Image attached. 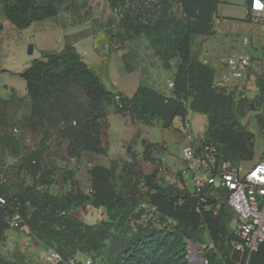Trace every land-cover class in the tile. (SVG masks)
I'll return each mask as SVG.
<instances>
[{"label": "trees", "instance_id": "1", "mask_svg": "<svg viewBox=\"0 0 264 264\" xmlns=\"http://www.w3.org/2000/svg\"><path fill=\"white\" fill-rule=\"evenodd\" d=\"M109 2L120 17L113 38L127 41L145 36L164 70L173 71L172 96L140 87L132 99L120 95L122 108H119L115 102L119 94L107 90L72 44H67L59 54L44 53L42 59L34 60L21 75L31 101L30 126L35 132H44L42 142L37 150L23 155L17 145L4 140L22 156V171L40 172L46 145L53 137L48 128L56 130L58 137L68 142L70 159L79 158L85 151L105 154L107 125L102 120L108 116L106 103L144 125L159 122L165 130L173 128L176 119L185 122L189 111L206 115L208 129L204 138L218 149L219 158L233 165L252 161L255 135L239 120L251 106L249 99L235 100L215 89L216 70L193 55L194 39L216 35L221 0ZM0 3L6 20L20 31L59 14L55 4L40 5L37 0H0ZM260 80L258 107L264 105V80ZM76 87L84 92L89 106L79 99ZM6 107L7 101H0V129L9 126ZM257 121L264 132L263 115ZM144 146L145 159L156 162L152 145L144 142ZM135 166L125 204L119 202L114 188V172L101 166L90 172L92 190L87 196L67 200L41 193L34 187H20L14 192L9 182L3 183L1 178L0 195L7 198L10 206L20 203L23 226L38 242L61 255L64 263L58 264L74 258L78 264H84V259H79L81 256L91 257L92 264H189L186 240L198 239L201 230L215 244L216 251L210 254L212 264L241 261V253L232 246L238 239L228 231L232 217L224 194L209 197L201 213H197L198 202L191 192L181 196L162 190L156 186V173L142 179L140 172L134 171ZM143 181L148 187L144 193ZM218 197L224 200L220 207H217ZM85 204L106 208L108 221L87 224L71 216L73 208ZM153 207L157 210L152 211ZM4 228L8 227L0 208V231ZM251 264H264V244L252 256Z\"/></svg>", "mask_w": 264, "mask_h": 264}, {"label": "rangeland", "instance_id": "2", "mask_svg": "<svg viewBox=\"0 0 264 264\" xmlns=\"http://www.w3.org/2000/svg\"><path fill=\"white\" fill-rule=\"evenodd\" d=\"M1 26L3 28L0 29V101H7L5 116L9 126L7 129H0V178L6 177L14 192L18 191L20 187H34L41 193H49L67 200L77 196H87L92 190L90 172L94 167L101 166L114 172V188L119 202L125 204L129 198L128 190L132 182L134 164H136L134 171L140 172L142 179L147 175L156 173V186L162 190L181 196L193 190L192 179L189 174L185 176V168L183 170L180 168H176L175 170L166 169L162 165V162L161 164L157 161L153 162L145 159L143 140L146 143L154 142L152 147L155 148V157L167 152L169 160L175 161L177 166L179 164V167L180 165H184L183 158L180 156L181 149L178 147L180 144L179 142L175 144L180 133L175 128L176 125L173 129L162 133L161 124L156 122L150 125L153 127L152 129L149 128L145 132L142 124L134 119L131 121L128 133L122 136L115 122L112 124L109 134L110 126L106 117L102 120V123L106 122L107 125V152L105 154H96L85 151L77 159L69 158L67 154L68 142L62 141L58 137L56 130L48 128L53 137L46 145V150L41 160L40 172L34 174L22 171V156H20V153L13 151L14 147L7 146L4 140L9 139L11 144L17 145L21 153L26 155L37 150L42 142L44 132H35L30 126L31 101L29 97L19 98L13 90H5V88L6 85L10 84H15L18 88H20V83L24 85L25 81L21 78L20 73L27 70L34 60H39L41 57L38 56L36 58L37 54L34 53V55L28 54L26 40L21 35L20 30L14 25L3 20L0 23ZM225 38L194 39L192 45L194 57L208 60L212 63L219 56L235 54V37L229 39L230 42L229 40L227 41L228 38ZM242 39H240V42ZM253 41L254 39L251 37L250 44H252V49L250 47V50L258 52L255 59V61L260 62V65H258V77L264 80V65L261 61L264 59V39L259 41L260 43L256 41L255 44ZM223 43L229 44V47L218 48L219 50H216L215 54L212 55L214 53L212 49L220 44L223 46ZM164 76L167 79L162 76L161 82H164L166 88L172 93V90L168 87V81L173 80V71L165 72ZM76 91L78 92L79 99L86 106H89V100L84 92L78 87H76ZM256 95L257 93L250 94L248 99L251 106L239 120L243 126L257 135L256 153L260 156L264 149V139L260 138L263 134L259 130L257 117L264 114V106H257L259 96ZM109 106L106 103L105 109ZM114 108L120 114L115 105ZM196 115L192 114V121L189 122L194 133L204 130L206 126V116L202 114L197 115V117L202 119L201 122L194 119ZM123 121L125 120L122 119L121 122L124 123ZM164 138L168 140H165L169 143L168 146L164 142ZM133 155L135 158H133ZM249 166L247 165V167ZM145 184V181H143V193L148 191V187ZM216 201L219 202L217 207L224 205V200L219 198ZM212 209L214 211L217 210L215 208ZM230 215L232 220L228 224V231L234 235L238 225V217L231 210ZM71 216L87 224L108 221L106 208L96 209L91 204L73 208ZM9 232L12 233V236L9 235L6 239L4 238V241H0V250L3 251L2 253L5 259H7V264H50L48 263V257L52 250L38 242L28 230ZM201 233L203 235L206 231L201 230ZM87 258L92 260L91 257L85 258L82 256L79 259L85 260Z\"/></svg>", "mask_w": 264, "mask_h": 264}, {"label": "crops", "instance_id": "3", "mask_svg": "<svg viewBox=\"0 0 264 264\" xmlns=\"http://www.w3.org/2000/svg\"><path fill=\"white\" fill-rule=\"evenodd\" d=\"M37 1L40 5H46L49 3L55 4L59 8V14L54 18L35 22L28 29L20 31L21 35L26 40V46L28 45L29 47L31 44L34 46V54H37L36 58L40 56L41 58L39 59H42L44 53L59 54L63 52L67 44H72L88 66L100 77L109 92L119 94L124 99H132L140 87H149L164 96H172V93L166 88L164 82H161L162 76L165 78L166 76H164V73L167 71L164 70L160 59L155 54L151 42L145 36H138L127 41L120 40L117 37L113 38L118 30L120 17L112 10L109 0ZM250 2L251 0H221L218 19L216 20L215 26L216 35L211 38H204L224 39L227 37L228 39H225L228 41L235 37V54L243 52H249L252 54L254 60L249 71L250 91L247 98H249L250 94L257 93L258 96L260 94L258 86L259 81H261V77H258V65H260V62L255 61L258 52L250 50V48L244 46L243 40L245 38L251 40L252 37L254 39L253 43L255 44L256 41L259 42L264 39L260 24L248 16ZM3 20H6V18L4 16L3 4L0 3V23ZM241 38L243 39L240 42ZM223 44V46L222 44L215 46L214 49H212L214 52H211L212 55L215 54L216 50H219L218 48L223 49L229 47V44ZM251 45L252 44H250V46ZM223 56H219L217 59L215 58L211 64L219 67L220 58ZM261 61L263 62L264 59ZM24 72L20 74L22 75ZM8 89L13 90L19 98L28 96L26 82L24 85L20 83V88L15 84L6 85L5 90ZM107 111V120L110 126L109 134L114 122L116 123L117 129L122 133V136L127 134L131 126V116L128 113L118 114L114 105H110L107 108ZM192 114L201 115L200 113L189 111L187 116L189 122L192 121ZM197 115L194 116V119L202 122V119L197 117ZM261 115L264 117V114ZM122 119L125 120L123 121L124 123L121 122ZM180 123L181 120L176 119L173 128L176 125L175 128L177 129ZM142 126L145 128V132L147 129L153 128L144 124H142ZM207 129L208 117L206 116V126L204 130L198 131L197 134L205 133ZM169 130L161 129L162 133ZM259 130L261 131L260 127ZM247 131L255 135L254 158L252 161H244L240 164L245 168H250L264 160V149L262 150L261 155L258 156L256 153L257 135L253 131L248 129ZM262 134L263 135L260 138L264 139V132H262ZM178 135L179 138L175 144L179 142L180 146L178 147L181 149L180 156H182L184 137L180 133ZM163 140L168 146L169 143L166 142L168 140L165 138ZM144 142L145 141L143 140L142 144H144ZM147 144L153 145L154 142ZM155 144H157V142H155ZM151 149L153 151V157L155 159L158 158L156 160L159 163L162 162L163 164H161L164 165L166 169L175 170L176 168H180L183 170L185 168L184 161V165H180L179 167V164L177 166L175 161L167 158V152L161 155L158 154L159 156L155 157V148L152 147ZM247 165L250 166L247 167ZM187 174L189 173L185 171V176H187ZM192 191L193 190H190L191 193ZM9 231L14 230L4 228L0 231V241H4V238L6 239L9 235L12 236V233ZM2 252L3 251L0 250V264H7V259H5Z\"/></svg>", "mask_w": 264, "mask_h": 264}, {"label": "built area", "instance_id": "4", "mask_svg": "<svg viewBox=\"0 0 264 264\" xmlns=\"http://www.w3.org/2000/svg\"><path fill=\"white\" fill-rule=\"evenodd\" d=\"M248 16L260 24L264 37V0H251ZM243 45L250 48V39L245 38ZM252 62V54L249 52L225 55L220 58L219 67L203 60L204 64L211 65L216 70L214 88L235 100L248 97ZM168 87L174 88V82L168 81ZM115 102L122 108L120 95L115 96ZM72 124L75 126L76 122ZM177 129L184 137L182 157L185 171L192 179V196L198 202L196 212L201 213L209 197L224 194L228 207L238 217L235 230L238 240L232 243L233 250L241 253L238 264H251L252 256L264 244V160L250 168H245L242 164L233 165L222 161L218 149L207 143L204 135L194 133L188 120L181 121ZM1 180L3 183L8 182L4 176ZM0 208L3 209V221L9 229L27 230L23 226L20 203L10 206L7 198L0 195ZM151 210L156 211L157 208L153 207ZM186 244L189 264H212L210 254L216 248L207 232L196 240L187 239ZM48 263L58 264L64 261L59 253L52 250ZM78 263V259L74 258L65 264ZM92 263L90 258L84 260V264Z\"/></svg>", "mask_w": 264, "mask_h": 264}, {"label": "water", "instance_id": "5", "mask_svg": "<svg viewBox=\"0 0 264 264\" xmlns=\"http://www.w3.org/2000/svg\"><path fill=\"white\" fill-rule=\"evenodd\" d=\"M3 27L1 26L0 27V29H2ZM33 53H34V46L31 44V45H29V47H28V54L29 55H33Z\"/></svg>", "mask_w": 264, "mask_h": 264}]
</instances>
